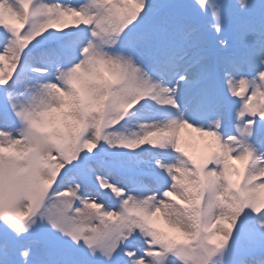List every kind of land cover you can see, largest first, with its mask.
<instances>
[{
	"label": "snow or ice",
	"instance_id": "1",
	"mask_svg": "<svg viewBox=\"0 0 264 264\" xmlns=\"http://www.w3.org/2000/svg\"><path fill=\"white\" fill-rule=\"evenodd\" d=\"M0 264H264V0H0Z\"/></svg>",
	"mask_w": 264,
	"mask_h": 264
},
{
	"label": "rangeland",
	"instance_id": "2",
	"mask_svg": "<svg viewBox=\"0 0 264 264\" xmlns=\"http://www.w3.org/2000/svg\"><path fill=\"white\" fill-rule=\"evenodd\" d=\"M191 135H192V136H195V134H194V133H193V134H191ZM190 142L194 143V141H191V140H190ZM192 151H193V155H194V156H197V157H198V156L200 155V153H199V150H198V149H195V148H194Z\"/></svg>",
	"mask_w": 264,
	"mask_h": 264
}]
</instances>
